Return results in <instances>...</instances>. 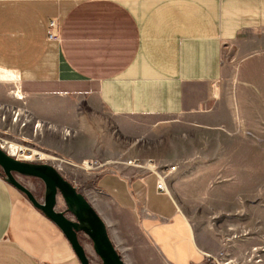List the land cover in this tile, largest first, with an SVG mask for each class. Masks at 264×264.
<instances>
[{
  "label": "crops",
  "instance_id": "obj_1",
  "mask_svg": "<svg viewBox=\"0 0 264 264\" xmlns=\"http://www.w3.org/2000/svg\"><path fill=\"white\" fill-rule=\"evenodd\" d=\"M51 19L57 40L47 38ZM0 81L18 82L26 96L95 101L114 117L222 126L247 154L240 165L264 180V0H0ZM34 113L52 123L60 114ZM156 182L154 172L123 166L82 193L102 217L115 221L105 201L127 214L164 264H214ZM0 264H81L2 176Z\"/></svg>",
  "mask_w": 264,
  "mask_h": 264
},
{
  "label": "rangeland",
  "instance_id": "obj_2",
  "mask_svg": "<svg viewBox=\"0 0 264 264\" xmlns=\"http://www.w3.org/2000/svg\"><path fill=\"white\" fill-rule=\"evenodd\" d=\"M17 89L22 98L15 94ZM86 104L77 97L26 96L18 82L0 81V117L3 112L6 114L5 119L0 118V143H6L2 149L12 153L8 150L11 143L39 152H55L64 162L59 168L54 167L81 193L95 175L111 169L130 166L146 172L148 159L157 168L175 165L167 177L169 190L212 262L264 264V180L261 181L262 175L257 176L256 166L240 165L247 154L236 149L238 145L233 143L230 130L222 126L198 128L186 120L114 117L95 101L90 103L91 108ZM38 106L60 112L55 123L42 119L51 128L34 130L32 122L21 126V121H12L13 107L24 109L39 120L34 113ZM66 128L72 130L68 136H64ZM86 160L94 164L88 168L83 165ZM105 162L108 163L99 166ZM17 178L39 201L43 200L44 185L40 179ZM104 206L115 221L104 213V218L100 216L108 223L110 238L127 264H164L137 223L108 202ZM55 208L66 209L60 195ZM67 216L74 219L69 213ZM79 239L91 263L101 264L91 240L83 233Z\"/></svg>",
  "mask_w": 264,
  "mask_h": 264
},
{
  "label": "water",
  "instance_id": "obj_3",
  "mask_svg": "<svg viewBox=\"0 0 264 264\" xmlns=\"http://www.w3.org/2000/svg\"><path fill=\"white\" fill-rule=\"evenodd\" d=\"M0 176L9 185L20 191L28 201L51 220L63 233L81 264H91L86 250L79 239L85 234L92 243L101 264H127L113 244L107 224L83 193L65 179L48 163L19 160L0 147ZM17 176L40 179L44 185L43 200L21 183ZM66 205L63 211L56 210L57 196ZM71 214L74 219L67 216Z\"/></svg>",
  "mask_w": 264,
  "mask_h": 264
},
{
  "label": "built area",
  "instance_id": "obj_4",
  "mask_svg": "<svg viewBox=\"0 0 264 264\" xmlns=\"http://www.w3.org/2000/svg\"><path fill=\"white\" fill-rule=\"evenodd\" d=\"M58 30H59V24H58L57 19L49 20L48 28H47V38L49 40L59 39ZM5 116H6L5 112H3L0 118L5 119ZM11 119H12V121H16V120L21 121V123H20L21 126H25L26 124L32 122V123H34L33 124L34 130L40 129L41 127H45V126L47 128H51V124H49L43 120L35 119L34 116L30 112H28L24 109H21L19 107H13L11 109ZM71 132H72V130L70 128H66L64 130V136H68ZM3 144H6L5 141H2L0 143L1 148H4ZM15 149L16 150L13 152V154H10L9 152H8V154H10L11 156H13L14 158L19 159V160H24V161H29V162H31L33 160L50 162L56 168H59L61 166L62 162H64L63 158H60L58 156V154H56L55 152L40 151L43 154V155H40L38 153L39 150H37L38 151L37 152V151H35L34 148L30 149L26 145H19V147L15 148ZM95 163H97V162H95ZM107 163L108 162L101 163V164H99V166L106 165ZM93 164H94V162L92 160H88V162H86V163H85V161L83 162V165H85L88 168L90 167V165H93ZM145 167L149 172H154L156 174V176H157V182H156L157 190L159 192H162V191L169 192V189L167 186V177L170 173H172L176 169V166L172 165V166H167L165 168H157L156 165L153 163V160L148 159L145 163ZM110 171H113V170L111 169Z\"/></svg>",
  "mask_w": 264,
  "mask_h": 264
},
{
  "label": "bare ground",
  "instance_id": "obj_5",
  "mask_svg": "<svg viewBox=\"0 0 264 264\" xmlns=\"http://www.w3.org/2000/svg\"><path fill=\"white\" fill-rule=\"evenodd\" d=\"M17 97H18V98H22L23 96H22V97L17 96ZM66 134H67V133H66ZM70 134H71V133H70ZM70 134H69V135H70ZM8 145H9L8 150H9V149L12 150V153H11V151H8L10 154H13V152L16 150L15 148H18V147H19V146H16V145H14V144H11V143H10V144L8 143ZM37 152H38V151H37ZM38 153H39L40 155H43L41 152H38ZM86 162H88V160L85 161V163H86Z\"/></svg>",
  "mask_w": 264,
  "mask_h": 264
}]
</instances>
